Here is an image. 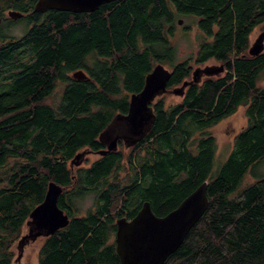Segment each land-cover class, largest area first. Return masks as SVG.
<instances>
[{
    "label": "trees",
    "instance_id": "trees-1",
    "mask_svg": "<svg viewBox=\"0 0 264 264\" xmlns=\"http://www.w3.org/2000/svg\"><path fill=\"white\" fill-rule=\"evenodd\" d=\"M36 1L0 0V264L16 263L13 247L50 181L63 188L57 204L69 222L42 239L36 264H119L117 217L132 218L145 201L163 216L204 181L208 207L163 264H264V175L238 189L264 160V51L248 54L264 0H113L89 13L35 11ZM185 16L196 18L199 43L176 61L170 37ZM17 23L21 36L10 34ZM210 59L224 71L191 83L177 103L157 98L149 132L128 153L71 168L75 154L101 147L99 133L157 63L171 66L172 89ZM79 69L86 79L71 77ZM240 106L246 125L215 162L208 130ZM88 193L94 207L73 214Z\"/></svg>",
    "mask_w": 264,
    "mask_h": 264
},
{
    "label": "water",
    "instance_id": "water-1",
    "mask_svg": "<svg viewBox=\"0 0 264 264\" xmlns=\"http://www.w3.org/2000/svg\"><path fill=\"white\" fill-rule=\"evenodd\" d=\"M113 0H37L35 11L54 9L72 13H89L100 5ZM8 17L17 19L22 13L10 10ZM179 23L182 21L179 19ZM264 49V31L259 33L250 45L248 54L256 56ZM224 71L223 65H208L192 70L191 79L182 82L181 86L167 89L170 70L162 63H157L144 77V84L140 91L132 93L129 98L127 112L114 115L108 126L100 133V138L119 127L125 130V136L116 135L111 138L105 150L98 151L105 155L116 150L118 138H124L125 147L133 146L150 130L155 115L151 103L155 98L166 92L182 96L185 88L191 83H199L203 77L217 76ZM73 79H86L82 70L72 72ZM101 138V139H102ZM89 152V151H88ZM87 152V153H88ZM85 152L71 159L70 165H79ZM207 182L199 184L184 197L180 203L163 216H157L151 209L150 203L145 201L137 213L130 219L119 218L116 221L115 244L120 264H163L166 259L182 244L184 238L202 217L208 207ZM62 187L53 181L47 185L46 193L41 203L29 213L26 221L27 232L19 238L16 250V262H20L24 247L38 237H48L56 230L68 225L69 217L59 208L58 196Z\"/></svg>",
    "mask_w": 264,
    "mask_h": 264
},
{
    "label": "rangeland",
    "instance_id": "rangeland-1",
    "mask_svg": "<svg viewBox=\"0 0 264 264\" xmlns=\"http://www.w3.org/2000/svg\"><path fill=\"white\" fill-rule=\"evenodd\" d=\"M182 23L177 24L174 29L172 30V37L171 43L176 48V61H185L188 60L190 57L194 56L196 52V45L199 41V32L196 29V18L194 16H185L181 18ZM185 28V29H184ZM24 25L23 23H17L12 29L10 34L15 36H21L24 32ZM264 31V22L254 27L253 31L249 36V43H252L257 35ZM264 51V49H263ZM166 68L170 69L171 66L168 64H163ZM206 65H219L214 60H209L205 65L201 64L199 66L205 67ZM197 67V65H193L192 70ZM261 79L259 80V85H264V72L262 73ZM63 84L57 83L55 88V92L53 93V97L51 101L56 102L58 99V95L61 93ZM171 89H169L170 91ZM164 95V99L167 103H177L180 101L181 96H176L171 92H166ZM246 125V117L244 114V107L240 106L237 111L232 114L231 116L221 120L218 124L214 127L210 128L208 132L216 138V159L215 162H222L229 152L233 148L234 137L236 134ZM196 135H199V132H196ZM125 153L129 152V149L124 150L123 146L121 147ZM125 155V154H124ZM98 159V155H86L83 159V163L79 166L87 167L93 162L94 160ZM218 163L216 166H218ZM76 168V167H74ZM128 166L126 162L123 161L120 165L118 170L119 176L123 177L127 173ZM264 175V160L260 162L255 169H251L245 175L244 181H241L238 189L240 190L246 184L258 179L259 177ZM95 196L93 193H88L84 195L82 198H79L75 201V206L73 207V214L75 215H84L86 211L90 208L94 207V200ZM27 232V227L24 226L22 229V234ZM42 243V239L38 238L33 242H30L24 247L23 255L20 262H16L13 264H36L37 263V250ZM13 249L17 253L16 244L14 245ZM16 257V256H15Z\"/></svg>",
    "mask_w": 264,
    "mask_h": 264
},
{
    "label": "flooded vegetation",
    "instance_id": "flooded-vegetation-1",
    "mask_svg": "<svg viewBox=\"0 0 264 264\" xmlns=\"http://www.w3.org/2000/svg\"><path fill=\"white\" fill-rule=\"evenodd\" d=\"M181 21H182V20H181ZM178 24H180V23H179V20H178ZM184 29H185V28H184ZM196 29H197V28H196ZM258 35H259V34H258ZM258 35H257V36H258ZM256 38H257V37H256ZM254 41H255V40H254ZM254 41H253V42H254ZM253 42H252V43H253ZM198 43H199V41L197 42L196 49L198 48ZM252 43H249V47H250V45H251ZM248 49H249V48H248ZM210 60H212V59H210ZM213 60H214V59H213ZM208 61H209V60H208ZM208 61H207V62H208ZM214 61H215V60H214ZM207 62L203 63V65H205ZM199 65H201V64H199ZM199 65H197V67L203 68V67H201V66H199ZM219 65H221V64H219ZM206 66H208V65H206ZM223 67H224V66H223ZM195 68H196V67H195ZM195 68H194V69H195ZM194 69H193V70H194ZM191 72H192V71H191ZM191 74H192V73H191ZM168 90H169V89H168ZM160 97H161V96H160ZM157 98H159V97H157ZM157 98H155V100H156ZM155 100H154V101H155ZM154 101H153V102H154ZM153 102H152V103H153ZM152 103H151V104H152ZM151 106H152V105H151ZM126 112H127V111H125V112H123V113L125 114ZM108 124H109V123H108ZM108 124L106 125V127L108 126ZM106 127H105V128H106ZM105 128H104V129H105ZM104 129H103V130H104ZM103 130H102V131H103ZM102 131H101V132H102ZM148 132H149V131H148ZM148 132H147V133H148ZM147 133H146V134H147ZM117 134H118V135H121V136H125V130H123V128H121V127L117 128V129H114L111 133H108L107 135H105V137H104V135H102L103 138L101 137V138H102L101 140L99 139V137H100V133H99L98 140H99V142L101 143V147H100L98 150H102V149L107 148V142H108L109 140H111L112 137L116 136ZM146 134H145V135H146ZM144 137H145V136H144ZM144 137H143V138H144ZM143 138H141L138 142H140ZM138 142H136V144H137ZM136 144H135V145H136ZM135 145H133V146H135ZM122 146H123V149H124V150H127V149L133 147V146L125 147L124 138H118V140L116 141V147H117L116 150H113V151H110V152H114V151L120 150ZM84 150L89 151L88 154H87V156H88V155H93V154L98 155V154H97V151H98V150H92V149H90V148H85V149H83L82 151H84ZM110 152H109V153H110ZM125 152H126V151H124V154H125ZM109 153H107V154H109ZM107 154H105V155H107ZM100 156H104V155H98V157H100ZM72 210H73V209H72ZM70 212H71V211H70ZM68 216H69V215H68ZM119 218H126L127 220H130V219H131V218H129L127 215H122V216L116 218V220H115V225H116V221H117V219H119ZM115 232H116V229H115ZM115 232H114V241H115ZM38 238L43 239V237H38ZM38 238H37V239H38ZM44 238H45V237H44Z\"/></svg>",
    "mask_w": 264,
    "mask_h": 264
},
{
    "label": "bare ground",
    "instance_id": "bare-ground-1",
    "mask_svg": "<svg viewBox=\"0 0 264 264\" xmlns=\"http://www.w3.org/2000/svg\"><path fill=\"white\" fill-rule=\"evenodd\" d=\"M99 139L101 140L100 137H99ZM108 142L110 143V140H109ZM107 144H108V143H107ZM107 146H108V145H107ZM105 149H106V148H105ZM105 149H102V150H105ZM98 151H101V150H98ZM98 151H97V152H98ZM82 152H85V153H86L85 156L83 157V159H84V158L86 157V155L88 154V153H87V152H88L87 150H84V151L78 152L77 154L74 155V157H75L76 155H78V154H81ZM97 154H98V153H97ZM98 155H99V154H98ZM74 157H73V158H74ZM83 161H84V160H82V162H81L79 165H77V166H76V165H73V166L70 165V166H71V168L79 167V166L83 163ZM62 191H63V188H62ZM61 193H62V192H61ZM58 197H59V196H58ZM43 238H44V237H43ZM119 264H120V260H119Z\"/></svg>",
    "mask_w": 264,
    "mask_h": 264
}]
</instances>
